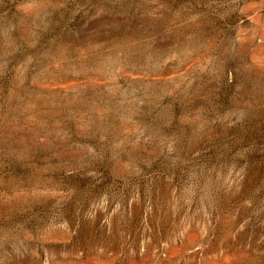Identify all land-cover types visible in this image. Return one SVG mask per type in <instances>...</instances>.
I'll use <instances>...</instances> for the list:
<instances>
[{"label": "rangeland", "instance_id": "rangeland-1", "mask_svg": "<svg viewBox=\"0 0 264 264\" xmlns=\"http://www.w3.org/2000/svg\"><path fill=\"white\" fill-rule=\"evenodd\" d=\"M0 264H264V0H0Z\"/></svg>", "mask_w": 264, "mask_h": 264}]
</instances>
